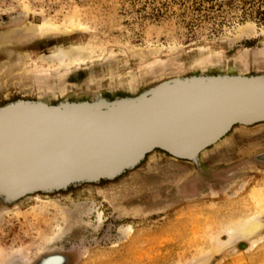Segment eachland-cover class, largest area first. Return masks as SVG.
<instances>
[{"label":"rangeland","instance_id":"rangeland-1","mask_svg":"<svg viewBox=\"0 0 264 264\" xmlns=\"http://www.w3.org/2000/svg\"><path fill=\"white\" fill-rule=\"evenodd\" d=\"M245 1L0 0V102L264 69V0ZM263 147L264 126L236 130L202 156L215 179L188 191L190 165L156 155L111 184L27 198L0 211V264H264V170L238 165ZM249 219L261 228L237 237Z\"/></svg>","mask_w":264,"mask_h":264},{"label":"water","instance_id":"water-1","mask_svg":"<svg viewBox=\"0 0 264 264\" xmlns=\"http://www.w3.org/2000/svg\"><path fill=\"white\" fill-rule=\"evenodd\" d=\"M261 126L264 69H194L133 92L14 95L0 102V211L31 197L114 183L156 155L190 165L194 176L181 183L188 191L201 179H215L204 153L236 130ZM262 154L264 147L238 165L264 170ZM51 258L38 264H59Z\"/></svg>","mask_w":264,"mask_h":264},{"label":"bare ground","instance_id":"bare-ground-1","mask_svg":"<svg viewBox=\"0 0 264 264\" xmlns=\"http://www.w3.org/2000/svg\"><path fill=\"white\" fill-rule=\"evenodd\" d=\"M259 158L260 159H264V154L259 156ZM35 200L37 202L46 203L45 202L46 200H41V199H38V198H35ZM260 228H261V224L260 223L256 222L253 219H249L245 223H242V225H240L238 227V229L235 230V228H234V231H236L235 235H237V237L244 238L246 236L249 237V235H252V234L256 233ZM232 236H234V235H232ZM56 260H58V263H59L60 260L59 259H56Z\"/></svg>","mask_w":264,"mask_h":264},{"label":"trees","instance_id":"trees-1","mask_svg":"<svg viewBox=\"0 0 264 264\" xmlns=\"http://www.w3.org/2000/svg\"><path fill=\"white\" fill-rule=\"evenodd\" d=\"M243 4H245V0H242ZM257 15L259 16V18L264 21V9L261 10V8H259L257 11H256ZM152 16H159V13H158V10L154 13H151Z\"/></svg>","mask_w":264,"mask_h":264}]
</instances>
